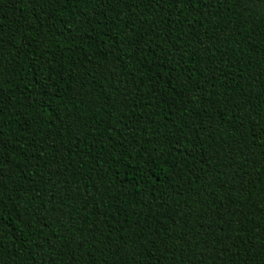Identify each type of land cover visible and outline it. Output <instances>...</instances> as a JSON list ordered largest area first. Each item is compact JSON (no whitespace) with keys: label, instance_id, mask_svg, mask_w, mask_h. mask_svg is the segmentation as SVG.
<instances>
[{"label":"trees","instance_id":"trees-1","mask_svg":"<svg viewBox=\"0 0 264 264\" xmlns=\"http://www.w3.org/2000/svg\"><path fill=\"white\" fill-rule=\"evenodd\" d=\"M0 264H264V0H0Z\"/></svg>","mask_w":264,"mask_h":264}]
</instances>
